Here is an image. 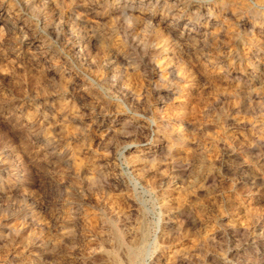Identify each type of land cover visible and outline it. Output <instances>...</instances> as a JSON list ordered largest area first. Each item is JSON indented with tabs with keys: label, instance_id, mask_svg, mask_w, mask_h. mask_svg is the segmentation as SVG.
<instances>
[{
	"label": "rangeland",
	"instance_id": "rangeland-1",
	"mask_svg": "<svg viewBox=\"0 0 264 264\" xmlns=\"http://www.w3.org/2000/svg\"><path fill=\"white\" fill-rule=\"evenodd\" d=\"M0 264H264V0H0Z\"/></svg>",
	"mask_w": 264,
	"mask_h": 264
},
{
	"label": "bare ground",
	"instance_id": "bare-ground-1",
	"mask_svg": "<svg viewBox=\"0 0 264 264\" xmlns=\"http://www.w3.org/2000/svg\"><path fill=\"white\" fill-rule=\"evenodd\" d=\"M84 2V1H83ZM153 9V8H152ZM177 12V11H176ZM129 13V12H128ZM214 15V14H213ZM94 16V15H93ZM180 16V15H179ZM138 19V18H137ZM152 24V23H151ZM21 31V30H20ZM191 32V31H190ZM168 35V34H167ZM169 39V38H168ZM170 40V39H169ZM205 41V40H204ZM168 42V41H167ZM38 45V44H37ZM116 52V51H115ZM158 65V64H157ZM159 67V66H158ZM127 81V80H126ZM125 83H127V82H125ZM218 86V85H217ZM131 89V88H130ZM139 99V98H138ZM140 100V99H139ZM184 100V99H183ZM138 101V100H137ZM183 112V111H182ZM183 114V113H182ZM185 117V116H184ZM71 124V123H70ZM156 125V124H155ZM72 135V134H71ZM187 138V136L185 135V134H183V139H186ZM185 141V140H184ZM183 141V142H184ZM159 155V154H158ZM83 158V157H82ZM140 158V157H139Z\"/></svg>",
	"mask_w": 264,
	"mask_h": 264
}]
</instances>
